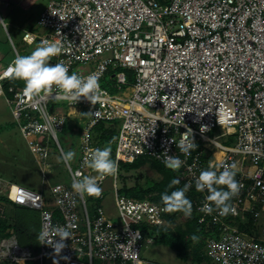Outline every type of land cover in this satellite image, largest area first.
I'll use <instances>...</instances> for the list:
<instances>
[{
	"label": "built area",
	"instance_id": "2783aa9c",
	"mask_svg": "<svg viewBox=\"0 0 264 264\" xmlns=\"http://www.w3.org/2000/svg\"><path fill=\"white\" fill-rule=\"evenodd\" d=\"M45 40L61 46L48 63L67 65L69 74L98 73L102 95L93 105L83 97L66 98L55 86L31 97L24 87L9 86L6 94L3 84L14 77L9 71L14 58L0 69V95L43 185L52 174L50 148L62 155L58 135L70 121L77 125L72 131L79 152L76 168L63 161L71 185L81 176L97 175L84 164L88 150L109 145L118 171L119 163L141 156L162 165L165 151L179 157L177 178L191 185L187 193L196 190L202 170L235 164L239 191L228 201L234 213L222 216L214 205L211 214L200 211L208 192L198 191V223L215 227L205 253L213 264H264V238L255 232L264 216V0H50L32 29L21 34L28 46ZM106 76L114 92L102 86ZM60 102L67 108L56 105ZM100 124L114 128L107 145L100 144ZM217 127L236 136L234 147L208 136ZM186 132L196 145L190 154L178 147ZM117 176L97 177L102 191L91 196L99 201L92 219L85 196L72 186L55 183L48 200L0 179V196L37 211L40 222V252L32 255L10 236L0 240V263L45 264L47 257L54 260L50 264H152L142 250L155 243L151 228L166 226L168 212L148 198L122 195ZM109 177L113 203L105 209L103 187ZM248 219L253 227L240 228ZM57 226L71 234L59 254L51 245L59 241ZM44 233L48 243L40 238Z\"/></svg>",
	"mask_w": 264,
	"mask_h": 264
},
{
	"label": "rangeland",
	"instance_id": "374dc122",
	"mask_svg": "<svg viewBox=\"0 0 264 264\" xmlns=\"http://www.w3.org/2000/svg\"><path fill=\"white\" fill-rule=\"evenodd\" d=\"M50 0H0V18L7 26L4 29L0 21V68L16 57L12 48L11 42L14 45L17 53L21 56L29 55L36 46H28L21 42V34L27 29H32L41 13L48 7ZM11 38H10V37ZM11 42H10V39ZM108 76H106L101 84L110 92H114L110 87ZM4 90V86H3ZM5 93V90H4ZM57 106L65 103L60 102ZM73 121H70L64 127L61 134L58 135L59 143L63 152L72 150L76 153L75 158L70 162L72 168H76L79 152L77 151V135L72 131L74 127ZM208 136L215 139L220 145L225 147H234L236 136L229 135L225 130L217 127L208 133ZM113 155V148L111 149ZM211 154V153H210ZM112 158V156H111ZM212 160V154L208 156ZM49 163L52 165V174L47 177L46 184L43 185L39 172L36 170V165L31 157L28 148L20 137L16 123L14 122L9 107L5 103V97L0 95V179L21 185L32 191L41 193L46 199L51 200L49 187L55 183H65L71 187L69 173L66 165L59 155L58 149L55 146L50 148ZM138 173L141 177L138 179ZM160 179V176L150 167L143 166L138 172H119L116 180V187L120 190L122 186L127 188L132 187L135 182H138L143 187H146L148 180ZM112 177H109L104 183L103 192V207L106 209L113 203V191L111 187ZM87 203L88 213L91 219L96 215V208L99 204L98 200L91 196L84 195ZM4 206V219L15 222L19 220V227L15 228L14 234L10 230L9 235L15 236L21 248L28 247L32 255H37L40 252L39 232L40 222L39 213L37 211L20 207L11 206L7 201L0 202ZM175 224H184V216L179 214L176 217ZM113 221H117L116 216ZM257 226L264 230V216L257 222ZM2 236H0V239ZM264 238V236H263ZM196 243H194L195 245ZM142 257L153 264H209L206 262L197 263L192 260L191 256L184 262L179 260L174 251L171 250L168 244L156 242L142 250ZM51 258H44L45 264L53 263ZM17 264V263H13ZM24 264H38V261H24ZM93 264H103L100 261L94 260ZM210 264H213L212 262Z\"/></svg>",
	"mask_w": 264,
	"mask_h": 264
},
{
	"label": "clouds",
	"instance_id": "9594fccd",
	"mask_svg": "<svg viewBox=\"0 0 264 264\" xmlns=\"http://www.w3.org/2000/svg\"><path fill=\"white\" fill-rule=\"evenodd\" d=\"M60 53L61 46L59 44L45 40L29 55H17L12 61L9 71L15 78L24 82L23 92L26 96L31 97L38 96L41 93H50L53 86H55L59 90V94L66 98H70L76 102L83 97L85 100L95 105L102 95L99 84V74L91 73L87 76H82L75 72L69 74L67 65L63 63H56L54 65L48 63L51 57L57 56ZM182 135L183 139L178 144V147L182 153L190 154L191 150L195 149L196 145L193 143L192 138L191 140L188 139L187 132ZM163 154L166 168L177 171L182 166L183 161L179 157L174 155L170 156L167 154V151ZM75 156L76 153L72 150H68L67 152L62 151L61 159L68 164ZM84 164L97 175L81 176L79 179L73 181L72 188L79 194L98 197L102 190L98 186L97 177L104 178L107 176H114L118 172V163L111 159L110 145L102 149H89L88 157L85 159ZM235 168L236 165L232 164L230 166H223L222 171L209 169L202 170L199 173L195 181L196 190L199 192L207 190L208 192V195L205 197L208 203H205L200 211L211 214L213 211L212 205H214L222 216H226L230 212H235V209L228 203L239 191V184L235 179ZM179 183V179H173L168 187L174 188V186ZM216 186H225L227 190H218ZM190 187V184H185L182 188H177L170 193H162L161 201L164 205V211H180L183 212L185 216H191L192 204L185 195ZM7 200L11 202L9 199ZM12 204L15 205L14 203ZM2 217L4 218V216ZM55 231L56 235L59 237V241L53 243L54 240H52L51 245L54 248V252L59 254L65 247L63 241L71 239V234L60 226H57ZM46 237L47 233H44L40 238L48 243ZM193 239H195V237H193Z\"/></svg>",
	"mask_w": 264,
	"mask_h": 264
},
{
	"label": "trees",
	"instance_id": "16d2710c",
	"mask_svg": "<svg viewBox=\"0 0 264 264\" xmlns=\"http://www.w3.org/2000/svg\"><path fill=\"white\" fill-rule=\"evenodd\" d=\"M10 62V61H9ZM7 62V63H9ZM6 63V64H7ZM112 73V72H111ZM4 90L7 94V88L9 86L23 88L24 82L22 80H19L15 77L11 78L10 80L6 81L4 84ZM99 134V141L102 145H107L108 141L111 140L114 136V128L105 127L104 124H100L97 127ZM111 149L113 146H110ZM112 156V153H111ZM207 158V157H205ZM204 158V160H205ZM112 159V158H111ZM119 172L129 173V172H138L143 166H148L154 172H156L160 179L156 180H148V184L146 187H143L138 182H135V184L132 187H125L122 186V188L119 190L122 195H125L130 198H136V199H145L148 198L151 201L155 203H160L163 205L161 201V194L164 192L170 193L171 191L182 188L184 186V183L181 182L174 188H169V184L173 179L177 178V171H172L168 168H166L164 165L158 163L157 161H154L150 159L147 156H141L134 160L131 163H119ZM141 177V174L138 173L137 178L139 179ZM237 178V174L235 176V179ZM222 190H227L225 186H221ZM186 197L191 201L192 204V214L191 216H185L183 212L176 211V212H168L166 215L167 225L166 226H157L154 228H151L150 235H154V241L161 242L164 244H168L171 250L174 251L176 257L179 260L186 261L188 257L191 256L192 260H194L197 263H211V259L206 255L205 253V242L210 237V235L214 232L215 227L209 226L207 227L205 224H199V214L196 212L195 209V203L198 202L200 193L193 189L189 193L186 192ZM9 202L6 198L0 197V202ZM11 206L13 205L11 202H9ZM16 207V205H13ZM183 215L184 216V224H175L177 215ZM252 220L248 219L247 224L240 225V228H252ZM19 220L12 221L8 218L4 219L3 217H0V236L2 238L4 235H9L10 230L14 234L15 228L19 227ZM248 233H251L248 231ZM11 236V235H10ZM9 237V236H8ZM195 237V239H193ZM194 243H196L194 245ZM0 264H13L9 262H3ZM153 264V263H152Z\"/></svg>",
	"mask_w": 264,
	"mask_h": 264
},
{
	"label": "crops",
	"instance_id": "0c3cea01",
	"mask_svg": "<svg viewBox=\"0 0 264 264\" xmlns=\"http://www.w3.org/2000/svg\"><path fill=\"white\" fill-rule=\"evenodd\" d=\"M6 64H4L3 66H5ZM3 66L1 68H3ZM0 68V69H1ZM256 234H258L259 236L263 237L264 236V230L260 229L259 227L256 228Z\"/></svg>",
	"mask_w": 264,
	"mask_h": 264
}]
</instances>
